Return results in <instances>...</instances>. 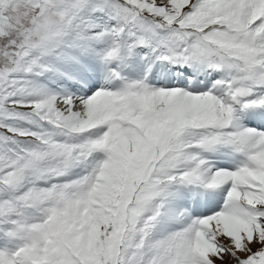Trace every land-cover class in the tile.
Here are the masks:
<instances>
[{
  "label": "snow or ice",
  "instance_id": "6c2138e0",
  "mask_svg": "<svg viewBox=\"0 0 264 264\" xmlns=\"http://www.w3.org/2000/svg\"><path fill=\"white\" fill-rule=\"evenodd\" d=\"M0 264H264V0H0Z\"/></svg>",
  "mask_w": 264,
  "mask_h": 264
}]
</instances>
